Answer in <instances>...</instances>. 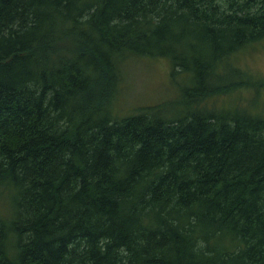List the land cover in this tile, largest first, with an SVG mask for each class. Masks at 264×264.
I'll use <instances>...</instances> for the list:
<instances>
[{"label":"trees","instance_id":"obj_1","mask_svg":"<svg viewBox=\"0 0 264 264\" xmlns=\"http://www.w3.org/2000/svg\"><path fill=\"white\" fill-rule=\"evenodd\" d=\"M263 40L264 0H0V264H264V117L209 104ZM129 56L180 101L115 116Z\"/></svg>","mask_w":264,"mask_h":264},{"label":"rangeland","instance_id":"obj_2","mask_svg":"<svg viewBox=\"0 0 264 264\" xmlns=\"http://www.w3.org/2000/svg\"><path fill=\"white\" fill-rule=\"evenodd\" d=\"M251 81L249 86H241L228 96L209 102L224 109L245 108L264 117V40L249 45L239 54L228 59ZM122 75L119 74L112 111L117 117L129 115L139 108L180 101V90L186 83L181 76L169 74L166 59H149L144 56H129L120 61ZM245 87V88H243Z\"/></svg>","mask_w":264,"mask_h":264}]
</instances>
